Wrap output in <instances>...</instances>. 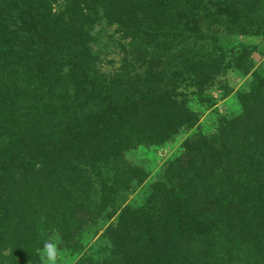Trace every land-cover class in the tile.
<instances>
[{
	"label": "trees",
	"instance_id": "trees-1",
	"mask_svg": "<svg viewBox=\"0 0 264 264\" xmlns=\"http://www.w3.org/2000/svg\"><path fill=\"white\" fill-rule=\"evenodd\" d=\"M195 1L0 0V264H41L54 232L71 248L118 213L109 253L77 264H264V65L238 95L240 115L187 141L143 205L119 204L147 179L125 154L199 122L171 67L180 61L198 96L221 73L211 58L174 53V32L200 23ZM102 20L148 39L135 48L156 41L144 75H99L90 42ZM250 56L242 49L227 66L247 73Z\"/></svg>",
	"mask_w": 264,
	"mask_h": 264
},
{
	"label": "rangeland",
	"instance_id": "rangeland-1",
	"mask_svg": "<svg viewBox=\"0 0 264 264\" xmlns=\"http://www.w3.org/2000/svg\"><path fill=\"white\" fill-rule=\"evenodd\" d=\"M194 6L197 10L193 13V20L200 23L192 32L186 30L184 25L174 32L178 37L173 46L176 47L174 53H183L180 60L211 58L221 65V73L205 85L198 96L190 80L183 77L189 72L182 69L180 61L171 67L172 74L181 76L175 77L180 80L177 84L178 99L186 101L187 108L198 116L199 122L193 128L182 129L173 140L162 146L141 145L125 154L126 163L145 172L147 179L142 184L135 181L131 191L124 193L125 197L119 203L122 209L127 206L135 209L146 202L152 185L161 182L168 166L186 153L184 144L187 141L215 136L224 120L240 115L242 106L238 95L250 90L253 73L263 68L264 34L255 35V31L264 29V0H196ZM127 35L128 32L123 33L118 25L109 26L104 20L92 30L90 45L97 56L95 68L106 81L119 80L117 75L123 74L144 75L146 61L143 56H147L148 52H157L154 46L156 41H152L147 48L143 45L144 51L133 44H144L148 41L145 36L132 39ZM158 42L168 41L161 39ZM242 49L251 51L249 60L252 67L247 73L227 66L230 57ZM163 65H166L164 61ZM2 147H6V141L0 138V150ZM118 215L108 220L104 214L95 224L89 223L78 235L76 246L71 248L62 244L59 235L54 232L47 246L39 251L41 264H77L85 254L109 253L112 241L105 235L109 226L116 225ZM239 263L236 261L233 264Z\"/></svg>",
	"mask_w": 264,
	"mask_h": 264
}]
</instances>
